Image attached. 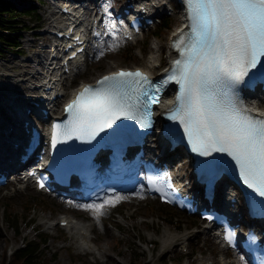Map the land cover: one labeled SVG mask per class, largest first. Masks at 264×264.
<instances>
[{"label": "snow or ice", "instance_id": "1", "mask_svg": "<svg viewBox=\"0 0 264 264\" xmlns=\"http://www.w3.org/2000/svg\"><path fill=\"white\" fill-rule=\"evenodd\" d=\"M185 2L189 31L173 42L181 58L169 75L154 84L140 71H121L105 76L97 88L86 87L67 106V124L53 126L52 146L73 136L90 141L121 116H139L140 127H150L151 106L174 81L179 90L168 116L183 126L192 150L228 154L243 182L264 197V119L249 115L235 93L250 70L260 65L264 71V0ZM232 235L226 237L230 243Z\"/></svg>", "mask_w": 264, "mask_h": 264}, {"label": "rangeland", "instance_id": "2", "mask_svg": "<svg viewBox=\"0 0 264 264\" xmlns=\"http://www.w3.org/2000/svg\"><path fill=\"white\" fill-rule=\"evenodd\" d=\"M8 1L15 2L17 0ZM114 1L123 2V0ZM27 2L25 0L21 6L17 4L18 9L35 10V13L40 14V20L34 21V17L31 16L33 22L25 21L32 28H27L25 30L27 32L22 33L23 37L20 36L19 55L15 51L7 50L4 55L0 56V95L16 86L21 89L24 88L25 83L22 84L21 82L28 79V72L32 71V64L35 60L34 54L41 53L38 48L31 51V48L35 46L32 43L35 37L33 34L38 28L55 19L52 10L57 11V9L48 5L45 0H41V2L40 0H33L32 5ZM163 2L168 7L172 5V2L170 3L168 0H163ZM153 3L155 4V2ZM43 9H46L45 13H43ZM179 13L175 9L174 14L164 15L171 27L161 30L158 36L152 35V31L156 28L138 36L134 43L120 39L119 34L113 35L106 41V45L101 51L87 60L80 72L62 82L63 92L68 94L70 89L77 87L81 81L93 82L97 76L115 67H143L151 59L150 53H152L154 46L156 47L159 43H163L160 52L163 53L162 64H164L168 56L165 43L169 34L176 28L175 22L177 18H180ZM37 24L39 26H36ZM125 49H133V59L129 62L124 61L120 53ZM159 71L160 69L154 67V72ZM3 82L7 85L4 86ZM17 82L21 85H18ZM187 170L186 168L182 170L185 176L189 172ZM6 203H11V213L20 215L17 217L21 218L22 224L20 228L18 226V234L5 224L4 205ZM24 203H31L33 208L30 210H33L27 212L23 209ZM101 205L103 227L100 229L93 225L89 238L99 249L105 248L107 254L83 253L78 247V230L75 229L74 232H71L60 227L58 222L61 217H68L87 226L92 223L90 221L91 210L88 207L46 196L25 184L8 187L5 191L1 190L0 262L5 253L9 255L22 245L25 239L36 238V234H38L36 230H39L50 237L43 251V257L47 259L46 264H189V262L191 264L202 262L220 264V258H224V262L230 261L231 264H235L234 261L244 264L239 257H231L223 248L221 249L210 233L202 232L203 225L196 217L187 216L163 205V209L167 208V210L171 209L176 212L177 219L184 223L181 232H177L166 225L163 221L161 205L156 200L128 194L120 196L119 200H117V196L107 198L99 206ZM25 217H27L26 220ZM48 224L51 226L49 227ZM166 232L174 234L176 238L172 244L164 247L163 238ZM181 239H187L188 245L184 249H181L179 245Z\"/></svg>", "mask_w": 264, "mask_h": 264}, {"label": "trees", "instance_id": "3", "mask_svg": "<svg viewBox=\"0 0 264 264\" xmlns=\"http://www.w3.org/2000/svg\"><path fill=\"white\" fill-rule=\"evenodd\" d=\"M24 1L25 0H17L13 2L0 0V55L7 50L18 52L20 50L19 36L21 35V31L26 28H30V24H26L25 21L27 20L29 22H33V19L30 18L31 16L35 18L34 20H38L40 18L39 14L35 13V10L31 11V9H18L17 4L21 6ZM26 1H28L27 3L30 5L33 4V0ZM170 25L171 24L168 20H165L156 28L152 35L158 36L161 30L170 29ZM120 53L121 56H123V60L126 62L133 59V49H125ZM160 207L164 217V223L176 231H182L184 223L177 219L178 215H176V212L171 209L167 210V208L163 209V205ZM22 208L28 212L31 208H33V205L31 203H24ZM11 211V203H6L4 205L5 224L18 234V226L20 228V225L22 224L20 221L21 218H19L20 215L11 213ZM26 219L27 217H25V220ZM36 231H38L36 238L25 239L24 243L13 250L9 256L4 254L0 264H46L47 259L43 257V251L50 237L39 230Z\"/></svg>", "mask_w": 264, "mask_h": 264}, {"label": "bare ground", "instance_id": "4", "mask_svg": "<svg viewBox=\"0 0 264 264\" xmlns=\"http://www.w3.org/2000/svg\"><path fill=\"white\" fill-rule=\"evenodd\" d=\"M85 1V0H84ZM153 1L155 2V5H156V8L154 7V3ZM144 3L148 6H150L151 8V11L152 10H155L156 12L160 13V12H165V10L167 9V5H164L163 1L161 0H150V1H144ZM153 3V4H152ZM175 9L176 8H173V13L175 12ZM76 16L79 15L75 12ZM82 14V13H81ZM81 19H84V18H81ZM175 25H176V28L173 29V31L169 34L168 38H167V42L165 43L166 44V51H167V55L170 56V57H175L177 54L174 53V52H171V48L169 47L171 45V43L173 42V40L175 39L176 37V34L178 33V29L183 27V22L181 21V18H177L176 22H175ZM162 42V41H161ZM158 43V42H157ZM163 46V43H159L156 47L154 46L153 48V51L152 53H150V57L151 59L148 61L147 64H144L143 68L145 71H147L149 74H155L156 72H154V67L158 64H161L162 65V68H165L167 66V61H165L166 63L165 64H162V56H163V53L161 54L160 50H161V47ZM163 52V50H162ZM167 56V57H168ZM40 62V61H39ZM150 62V63H149ZM158 63V64H157ZM115 65V64H114ZM117 68H120V67H115L114 69H111V70H116ZM82 70V67L80 69V71ZM109 70V71H111ZM40 73H38L37 71L34 72V77H37L39 76ZM44 79L42 77H39V81H36L35 83H33L32 81H28V84H30L29 87H27V90H30V88L32 89V93H35V91L39 90L42 88V83H43ZM95 80H93L94 82ZM20 82V81H18ZM17 82V84H18ZM10 84V83H9ZM49 84V83H47ZM3 85H4V82H3ZM18 85H21V84H18ZM5 86V85H4ZM10 88V87H9ZM1 89V87H0ZM15 90L14 93H16V91H19L18 90V86L14 87L13 88ZM62 89L60 88L58 90V92H61ZM7 91H4V94L0 95V98L3 99L4 101V104L8 105L9 104V101L11 102V98L9 99V94L6 93ZM12 95V93H11ZM260 96L257 98V97H254V98H250V101H249V106L251 108H257L258 109V112L260 113H263L264 114V93H261L259 94ZM32 96H34V94H32ZM41 97V96H39ZM16 99H14L13 102L10 103V106L11 108L14 107V105H19L20 103L19 102H15ZM35 101L36 98L35 97H31L30 100H28V102L30 101ZM166 100L169 101V98L167 97ZM59 105V100L55 102V107L57 108ZM165 105V103H164ZM163 104H160L159 107L156 108V110H160V111H163L164 108H160V107H164ZM167 106V105H165ZM13 110V109H12ZM43 115V114H42ZM2 131L3 129L0 128V138L2 136ZM180 165V166H179ZM176 167H180L181 171L179 170L177 172L176 175H178V177L180 179H187V175L185 176L183 173H182V170L186 168V164H183V162H178V163H175L174 164V168L176 169ZM95 207L96 206H99L98 203H95L94 204ZM101 213H102V217H101V223L104 224L103 222V211H102V208H101ZM61 221H67V224L65 226V229L71 231V232H74L75 229L78 230V238H79V243H78V247H79V250L83 253H86V252H91V253H106L107 254V250L104 248H98L97 245L92 241L90 237V234H91V230L93 228V225H94V222H92L91 224H88L87 226L85 224H81V223H78L77 221H74L73 219H69L68 217H61L59 219ZM49 223V222H48ZM49 227L51 226V224H48ZM204 233H208V231H206V228L203 227V231ZM176 236L172 233H168L166 232L164 238H163V246L165 247L166 245H170L173 243V241L175 240ZM181 242L179 243L180 245V248L183 249L185 248L188 244H187V239H184V240H180ZM224 249V248H223ZM101 257H105V256H101ZM238 262V261H237ZM237 262L234 261L235 264H238ZM184 264H188V263H184ZM189 264H191L189 262ZM200 264H205L204 262L200 263ZM206 264H211V263H206ZM220 264H231L230 261H222L220 259Z\"/></svg>", "mask_w": 264, "mask_h": 264}]
</instances>
